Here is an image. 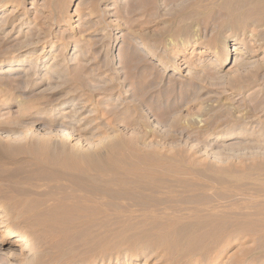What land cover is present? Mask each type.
<instances>
[{
  "label": "rangeland",
  "instance_id": "1",
  "mask_svg": "<svg viewBox=\"0 0 264 264\" xmlns=\"http://www.w3.org/2000/svg\"><path fill=\"white\" fill-rule=\"evenodd\" d=\"M3 7L0 264H264V0Z\"/></svg>",
  "mask_w": 264,
  "mask_h": 264
},
{
  "label": "bare ground",
  "instance_id": "2",
  "mask_svg": "<svg viewBox=\"0 0 264 264\" xmlns=\"http://www.w3.org/2000/svg\"><path fill=\"white\" fill-rule=\"evenodd\" d=\"M7 8L6 7H3L2 9H0L1 11L2 10H6ZM236 40V39H235ZM222 48V55L224 56V58L221 60V62L220 63H218V65H220V66H227V65H231L233 62H234V60H235V52L236 51H234V49H233V47H232V45H231V43L229 42V41H225V43L223 44V47H221ZM238 52V51H237ZM151 55V54H150ZM19 63V61H18V59L17 58H11V59H8V60H6L5 62H3L2 64H1V66L0 67H2V68H11V67H15L17 64ZM78 114V113H77ZM77 114L76 115H72L73 117H76L77 116ZM74 119V118H73ZM110 139V138H109ZM108 138L105 140V142L107 143L106 145H105V142H104V145H102V143H100V147L101 146H109V148H111L114 144H116V143H113L114 141H116V140H113V138L111 137V139L113 140H109ZM115 139V138H114ZM117 142V141H116ZM98 144V143H97ZM95 145L94 147H93V149L94 150H90V148H89V150H80V151H76L75 153H73V155L71 156V158L74 160H76V161H79V162H81L82 160H83V162H86V163H88L91 167H92V170L94 169V170H96V171H100V172H102V171H104V170H117V171H122L123 173H126L127 172V167L126 168H124L122 165H121V162H119V161H116V162H112L111 161V154H110V156H106V155H104V154H102V150H100V148L98 147L99 145ZM111 146V147H110ZM114 147H115V145H114ZM117 147V146H116ZM102 148V147H101ZM114 149V148H113ZM111 151L113 152V150H112V148H111ZM110 151V152H111ZM115 152V151H114ZM118 153V152H117ZM116 153V154H117ZM116 157V156H115ZM118 157H120V156H118ZM72 159H71V161H72ZM71 163V162H70ZM72 163H74L73 161H72ZM82 163V162H81ZM78 164V163H77ZM85 164V163H84ZM87 164V165H88ZM74 165V164H73ZM72 165V166H73ZM86 165V166H87ZM74 166H77L76 164L74 165ZM85 165H84V167H86ZM77 168V167H76ZM78 168H79V164H78ZM87 168V167H86ZM86 168H84V169H86ZM81 169H82V167H81ZM91 169V168H90ZM83 170V169H82ZM91 170V171H92ZM86 171H87V169H86ZM95 171V172H96ZM89 173V172H88ZM92 173V172H91ZM94 173V172H93ZM103 173H105V171L103 172ZM95 174V173H94ZM98 174V173H97ZM91 175V174H90ZM133 176H134V178L135 179H141V178H145V179H156L157 177H158V173H156V171H155V168H143V169H137V171H135L134 173H133ZM160 176V175H159ZM90 178V177H89ZM185 180V179H184ZM175 181L176 182H178V183H181V184H183V185H185V182L181 179H175ZM187 182V181H186ZM190 186V185H189ZM16 240H17V243H21V244H23V248L21 249V250H28V251H31L32 252V250H30V247H28L27 246V243H26V241H27V239H26V237L24 236V237H21V236H19V237H16Z\"/></svg>",
  "mask_w": 264,
  "mask_h": 264
}]
</instances>
